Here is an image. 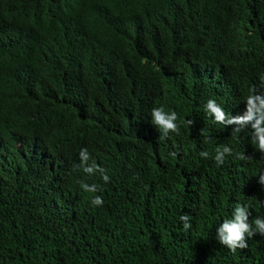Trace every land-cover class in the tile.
Instances as JSON below:
<instances>
[{
	"label": "trees",
	"instance_id": "16d2710c",
	"mask_svg": "<svg viewBox=\"0 0 264 264\" xmlns=\"http://www.w3.org/2000/svg\"><path fill=\"white\" fill-rule=\"evenodd\" d=\"M29 31L50 58L22 51ZM261 76L264 0H0V264H264V235L233 252L218 232L237 203L253 228L264 220L255 121L220 124L206 111L214 100L227 119L244 116L248 95L264 98ZM38 81L57 109H82L52 125L73 150L24 164L6 122L37 118L47 139L50 115L37 108L54 104H38ZM159 107L178 116L163 139ZM85 148V166L103 172L83 171Z\"/></svg>",
	"mask_w": 264,
	"mask_h": 264
},
{
	"label": "clouds",
	"instance_id": "9594fccd",
	"mask_svg": "<svg viewBox=\"0 0 264 264\" xmlns=\"http://www.w3.org/2000/svg\"><path fill=\"white\" fill-rule=\"evenodd\" d=\"M261 81L264 82V76H261ZM255 90L256 89L253 88L252 92H254ZM30 98H32V96L27 94L25 97V102H29ZM247 104V113L244 116L235 117L233 119H227L224 109L219 106L214 100H209L207 102L206 111L209 115L214 117L215 122L220 124H243L254 120L255 123L252 125V127L255 129V135L258 138V149L261 153H264V127H261V125L264 124V98L258 95L250 94L247 97ZM73 109L79 111L82 108H37L39 116L43 117L50 115L51 119L50 128L48 130V137L45 141H39V136L35 134V131L39 126L44 127V123H41L43 121H40L37 118H31L27 114H23L21 117L15 115L16 113L10 115L6 122V126L10 125L9 133L12 134L11 139L8 140L10 149L12 150L14 148L20 154H23L21 158L23 159L24 164H33L38 161H43L44 164H47L49 151L51 149L52 160H54L55 157L58 160L55 152H57L59 149L61 150V152L73 149L68 146L67 141L70 142V139L66 140V137L62 133L63 131L60 130V127L52 129V125L55 124V116L65 114V112ZM10 110H17V104L12 105L10 107ZM177 119L178 116L175 111H172L170 113L165 112L163 107L152 109V120L163 133L160 139H163L165 136H167L169 132H179V126L176 123ZM187 123L191 125L193 122L189 120ZM237 131H239V129H237ZM201 134L203 135V132H201ZM253 142L256 143L255 140ZM231 152L232 149L228 146H223L222 150L218 147L216 149L215 156L216 162L222 164L224 162L225 154H231ZM200 155L205 158L208 157L207 152H201ZM79 157L81 160L80 167L85 173L91 174L94 170L103 172V169H100L95 164H93L92 166H85L90 158V154L86 148L80 151ZM243 158L244 157H241V159ZM74 171L75 169H72V171L70 172L74 173ZM259 177L260 184L264 185V174L260 175ZM102 178L106 182L109 179L107 175H103ZM81 186L85 192L94 193L97 191V186L95 184L89 185L87 183H83ZM91 202L96 206H100L103 204V199L101 196H95ZM248 209L249 206H242L241 204L237 203L234 208L232 218L224 220L222 226L218 229L219 242L233 252H235L238 248H247L248 245L246 237L254 236V232L258 231L260 235H264V220L255 218L253 221L255 228H253L252 224L250 225L248 223V216L250 214ZM180 220L183 222V228L185 230H188L192 227L190 223V217L187 214L180 216Z\"/></svg>",
	"mask_w": 264,
	"mask_h": 264
},
{
	"label": "bare ground",
	"instance_id": "6f19581e",
	"mask_svg": "<svg viewBox=\"0 0 264 264\" xmlns=\"http://www.w3.org/2000/svg\"><path fill=\"white\" fill-rule=\"evenodd\" d=\"M31 32L33 31H29V33H25L23 34V38L20 41V45H21V49L24 53L27 54H33L36 55L37 52H41L43 49V42L41 40V44L38 45H34L30 39V37L28 36ZM44 57L50 58L49 56V52L44 50ZM48 75V74H47ZM23 80H25L27 78V75L22 77ZM36 88V90L38 91V98L36 99V101L38 102V104H44L45 102L47 103H53L52 100H54L55 98L52 96V87L49 86H45L42 84V82L38 81V86H34ZM54 104V103H53ZM53 109H57L55 104H54V108Z\"/></svg>",
	"mask_w": 264,
	"mask_h": 264
}]
</instances>
